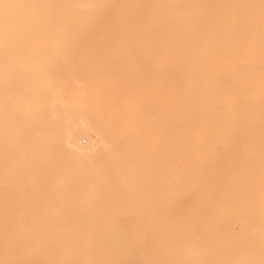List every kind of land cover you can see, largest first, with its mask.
Here are the masks:
<instances>
[{
	"label": "bare ground",
	"instance_id": "1",
	"mask_svg": "<svg viewBox=\"0 0 264 264\" xmlns=\"http://www.w3.org/2000/svg\"><path fill=\"white\" fill-rule=\"evenodd\" d=\"M239 133L264 134V0H0V264H131L237 220L212 264H264V137ZM127 202L139 232L92 226Z\"/></svg>",
	"mask_w": 264,
	"mask_h": 264
},
{
	"label": "rangeland",
	"instance_id": "2",
	"mask_svg": "<svg viewBox=\"0 0 264 264\" xmlns=\"http://www.w3.org/2000/svg\"><path fill=\"white\" fill-rule=\"evenodd\" d=\"M65 56H66V54H65ZM52 72L54 74V79L61 80L64 78V75L59 72V69L57 67L54 68L52 70ZM65 115H67V113H65L64 116ZM184 135L185 136H197L198 134H166V135L157 134L156 137L157 136L158 137H160V136L175 137V136H184ZM201 136H207V137L224 136V137H228L230 135H228V134H226V135L225 134L224 135H222V134H202ZM232 136L233 137H264V134L239 133V134H233ZM66 180L71 185L72 184L78 185V186L84 185V188H88V189L93 188V190L98 189L99 191H102V192H104V188H102V187H105V186L108 187L109 186L110 190L111 189L114 190L115 184H116V182L113 179H104V180L100 181V180H97L93 177L89 178V176H86V177H68V178H66ZM123 184L126 185V184H129V182L127 181V183L124 182ZM130 184L132 186H136L138 188V192H140L141 195L143 196L145 193H147L149 191H151V193H154L156 191V189L154 188L153 185L158 186L161 184V182L139 180V181H131ZM29 191L27 193H36V194H40V195H46L47 194L44 191L34 192V191H32V189ZM66 193L70 194V192H68L67 189H66ZM115 195H117V194L114 191H112L107 196V198L109 200L108 199L105 200V199L100 198V199H98V201H100V203L106 202V201L110 202V203H113V202L115 203L119 200L118 197H116ZM128 202L125 204L124 207H121L122 205H120L119 207H118V205H116L115 208H112L111 211L115 212L112 215L111 214H109V215L103 214L102 216H99L100 218L103 217L105 219L106 218L107 219H109V218L110 219H116L115 223H107V224L99 223V224H94L92 226H94V227H103V226L114 227L115 229L116 228L122 229L125 227H130L133 229L134 227H137V228L143 227V224H138L137 226H135V224H133V223H132L133 224L132 225L129 222H125V221H128L132 218L130 215H123L121 213L123 211V208L124 209L129 208V206H127ZM93 209L95 211L106 210V208L103 209V208H96V207L95 208H92V207L84 208V210H93ZM199 215H200V213L198 214V216ZM153 216H154L153 218L161 219L162 217H165L166 214L162 213V212H160V213L157 212ZM198 216H197L198 221H202L201 219L203 218L204 215H200V217H198ZM158 221H160V220H158ZM206 225H205L206 227L205 226H202V227L196 226V229H194V230H192L193 228L188 229V228H184V227L181 229H176V231L174 230L175 232L173 231L174 234H173L172 239L169 241H165V243L169 242L166 245H167V248L170 249L169 251H166L165 253L163 252V250L165 248L162 247V245H163L162 243L158 244V245H154L155 250L153 252H150L151 242H152L151 237H148L147 239L145 238L146 241H145V239H140L139 241L132 242L130 245V252H129L131 264H143L142 261L144 258L147 259L146 264H148V260H150L151 258H152L151 262H153V264H212V257H213V253L215 251V245L218 244V242H217V244L215 242V240H218V238H216V236L221 235V234L224 235V234L228 233V231L229 232L232 231V233H235L236 235L241 234L242 233V228L240 227L241 221L237 220V222L234 223L232 226H227V227L224 226L220 229H215V230L210 224H206ZM0 226L14 227L17 225L0 224ZM71 226H74V225L72 224ZM199 226H201V225H199ZM203 227H205L207 230H205V228H203ZM200 229L201 230L204 229L202 232H205V233H202ZM133 230H135L136 233L140 231L139 229L138 230L133 229ZM185 231H186V233H185ZM194 231H197L198 233L194 232ZM206 231H208V232H206ZM193 232L199 237V239L196 238V236ZM250 233H255V235L257 236L255 239H257V240L259 239V236H258L259 231H257L256 227H253L250 230ZM199 235H202V236L200 237ZM177 238H179V239H177ZM200 238H202V239H200ZM175 239L179 242H177ZM191 241H193V242H191ZM188 245L191 247H189ZM184 250H186V252ZM145 253H146V255H144ZM201 258L204 259V262H202V263L198 262V259H201ZM151 262H150V264H151ZM224 264H226V263H224ZM227 264H238V263H234V260L231 258V259L227 260Z\"/></svg>",
	"mask_w": 264,
	"mask_h": 264
}]
</instances>
